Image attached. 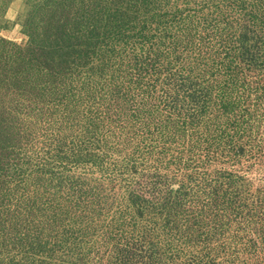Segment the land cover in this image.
Returning <instances> with one entry per match:
<instances>
[{"label": "trees", "instance_id": "16d2710c", "mask_svg": "<svg viewBox=\"0 0 264 264\" xmlns=\"http://www.w3.org/2000/svg\"><path fill=\"white\" fill-rule=\"evenodd\" d=\"M21 1L0 264H264V0Z\"/></svg>", "mask_w": 264, "mask_h": 264}, {"label": "rangeland", "instance_id": "374dc122", "mask_svg": "<svg viewBox=\"0 0 264 264\" xmlns=\"http://www.w3.org/2000/svg\"><path fill=\"white\" fill-rule=\"evenodd\" d=\"M24 13V5L21 0H14L6 10V13L3 15L0 12V37L12 40L17 43H22L27 40V37L23 34L22 24L20 22L21 16ZM246 70L248 66H244ZM244 68V69H245ZM243 70V72L250 76L251 73ZM262 85L264 86V70L262 76L260 77ZM254 99V98H251ZM264 103V102H263ZM264 109V106H262ZM263 123H264V111L261 112ZM259 140L264 143V128L259 132ZM264 160V149L263 154L258 157H261ZM247 160V159H246ZM248 167V168H246ZM243 170V173L247 175L248 179L258 188H264V163H254V162H245L240 168Z\"/></svg>", "mask_w": 264, "mask_h": 264}]
</instances>
